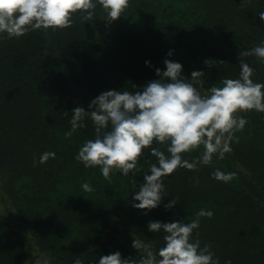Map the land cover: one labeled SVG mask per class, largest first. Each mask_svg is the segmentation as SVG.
<instances>
[{
  "label": "trees",
  "instance_id": "1",
  "mask_svg": "<svg viewBox=\"0 0 264 264\" xmlns=\"http://www.w3.org/2000/svg\"><path fill=\"white\" fill-rule=\"evenodd\" d=\"M95 2V0H94ZM129 0L118 20L108 24L97 5L92 21L81 13L70 28L30 31L20 38L0 34V264H99L119 251L139 261L133 236L163 246V233L148 230L149 221L190 222L201 208L193 239L209 244L220 264H264V113H239L249 123L235 135L223 160L213 157L197 170L179 168L165 179L161 204L144 214L133 197L156 158L150 148L135 175L113 170L105 179L99 167L85 168L75 159L93 122L71 137L72 110L88 105L108 90L139 91L159 79L164 60L183 66L190 78L203 71L205 91L239 78V54L264 41V0ZM172 55L168 56V52ZM245 62L264 83V61ZM145 61L151 63L146 66ZM151 147L166 148L154 142ZM56 158L40 163L44 152ZM203 149L184 153L190 162ZM167 154V153H166ZM220 169L234 172L228 183L213 178ZM87 182L94 189L85 192ZM173 198L177 203L165 209ZM199 233L197 236L196 233Z\"/></svg>",
  "mask_w": 264,
  "mask_h": 264
},
{
  "label": "clouds",
  "instance_id": "2",
  "mask_svg": "<svg viewBox=\"0 0 264 264\" xmlns=\"http://www.w3.org/2000/svg\"><path fill=\"white\" fill-rule=\"evenodd\" d=\"M97 5L105 13L103 19L110 24L124 15L129 0H0V34L18 39L30 31L70 28L77 13L83 14L84 21H92ZM258 15L264 21V11ZM172 54L169 51L167 55ZM250 56L264 61V41L239 54V78H226L219 87L201 91L205 84L203 71L194 70L190 78H186L180 63L165 59L166 70H155L159 79L147 82L139 91L108 90L91 100L87 110L75 107L71 128L65 136L71 137L77 129L86 127V117L95 129V138L83 144L75 159L85 168L99 167L102 176L110 180L113 170L124 176L135 175L139 159L144 150L150 148L157 162L151 164L150 175L144 176V184L133 197L139 203L132 205L147 215L161 204L165 179L176 170H197L199 165H209L214 156L223 160L225 154L232 151L231 143L239 142L235 134L249 123L239 113H264V83L253 81L255 69L244 60ZM145 64L151 67L149 61ZM154 142L164 146L166 152L160 147H151ZM201 148L203 151L191 162L184 158V153ZM50 158H56L55 152L46 151L40 163ZM212 176L228 183L236 173L216 169ZM82 189L94 191L87 182ZM176 203L177 199L173 198L164 207L170 209ZM213 216V211L201 208L187 223L149 221L150 232L164 234L162 247L154 251L152 243L133 236L132 247L142 252L138 262L123 258L117 251L100 257L99 264H220L209 244L201 246L199 239H193L201 218ZM35 264H49V261L36 260ZM74 264L85 262L77 258ZM225 264L232 261L227 260Z\"/></svg>",
  "mask_w": 264,
  "mask_h": 264
}]
</instances>
